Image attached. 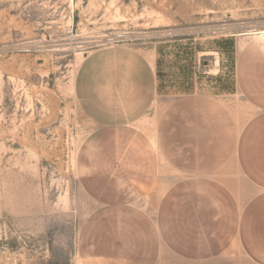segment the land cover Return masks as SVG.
Returning <instances> with one entry per match:
<instances>
[{
  "label": "rangeland",
  "instance_id": "obj_1",
  "mask_svg": "<svg viewBox=\"0 0 264 264\" xmlns=\"http://www.w3.org/2000/svg\"><path fill=\"white\" fill-rule=\"evenodd\" d=\"M119 48L158 97L94 123ZM0 264H264V0H0Z\"/></svg>",
  "mask_w": 264,
  "mask_h": 264
},
{
  "label": "crops",
  "instance_id": "obj_2",
  "mask_svg": "<svg viewBox=\"0 0 264 264\" xmlns=\"http://www.w3.org/2000/svg\"><path fill=\"white\" fill-rule=\"evenodd\" d=\"M76 85L85 107L94 108L100 102L102 107L112 108L108 113L95 112L91 118L94 123H136L158 97L155 65L126 48L90 53L80 66ZM126 97L133 100L131 110L118 114L115 109Z\"/></svg>",
  "mask_w": 264,
  "mask_h": 264
}]
</instances>
